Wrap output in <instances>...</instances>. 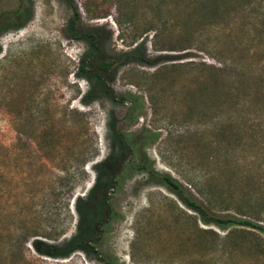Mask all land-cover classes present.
I'll list each match as a JSON object with an SVG mask.
<instances>
[{
    "label": "rangeland",
    "instance_id": "obj_1",
    "mask_svg": "<svg viewBox=\"0 0 264 264\" xmlns=\"http://www.w3.org/2000/svg\"><path fill=\"white\" fill-rule=\"evenodd\" d=\"M89 33L101 59L140 45L150 61H116L104 78L113 97L139 96L132 115L78 73ZM110 126L155 131L138 155L210 215L264 228V0H0V264H264L261 231L203 223L131 169L107 189L93 252L38 253L32 239L78 231Z\"/></svg>",
    "mask_w": 264,
    "mask_h": 264
},
{
    "label": "trees",
    "instance_id": "obj_2",
    "mask_svg": "<svg viewBox=\"0 0 264 264\" xmlns=\"http://www.w3.org/2000/svg\"><path fill=\"white\" fill-rule=\"evenodd\" d=\"M70 33L74 38H80L79 28L74 19L69 22ZM90 37H95V34L89 33ZM95 38L92 40L93 49L95 50L90 58L85 61H81L78 64V73L86 79H89V73L93 72L94 82L92 85V92L101 91L106 94L110 99L118 102H128V113L133 112L139 107V96L131 93H123L116 97H113L112 91L105 86L104 78L106 74H114V68L112 65L116 61L126 62L128 60H136L140 62L149 63L143 51L140 49V45L123 52L117 56L109 57L108 59H101L99 57V50L95 44ZM91 64L90 69H86L85 65ZM91 93H88V96ZM136 136H132L131 133L118 132L113 126H110V137L114 146L113 152L101 160L95 165L98 174L102 180L94 184L86 194V196L79 201L80 220L78 224V231L62 245H55L43 240L32 239L30 241L32 247L42 254L49 256H65L75 248H79L86 253L93 252L91 241L98 239L101 231V225L104 222L106 216H111L112 212L108 205L107 189L113 183L114 177L127 174L130 169L136 172H142L146 175V178L150 182L164 185L167 189L174 192L180 202L187 208L198 213L200 220L203 223H212L220 228H225L229 225H245L256 228L264 234V228L261 225L253 223L245 218H239L235 216H218L210 215L207 208L200 204L194 195L181 185V183L168 173L159 172L155 170L144 154L138 155L137 146L143 145L147 141H153L157 137L155 131L141 130ZM196 188L195 185L190 187ZM197 192V189H195ZM200 192V191H199ZM37 235V234H32ZM30 235H22L17 237L18 243L22 244L28 239Z\"/></svg>",
    "mask_w": 264,
    "mask_h": 264
}]
</instances>
